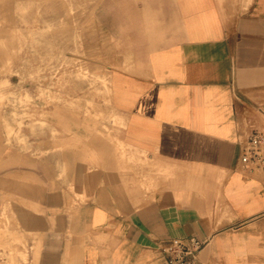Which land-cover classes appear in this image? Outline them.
<instances>
[{"label":"crops","instance_id":"crops-1","mask_svg":"<svg viewBox=\"0 0 264 264\" xmlns=\"http://www.w3.org/2000/svg\"><path fill=\"white\" fill-rule=\"evenodd\" d=\"M151 7L157 30L111 73L125 155L96 138L95 162L80 145L61 170L31 156L0 175L26 200L36 264H168L165 243L191 236L193 264H264V172L241 160L264 130V0Z\"/></svg>","mask_w":264,"mask_h":264},{"label":"rangeland","instance_id":"rangeland-1","mask_svg":"<svg viewBox=\"0 0 264 264\" xmlns=\"http://www.w3.org/2000/svg\"><path fill=\"white\" fill-rule=\"evenodd\" d=\"M152 1L0 0V175L15 161L26 171L31 156L40 172L61 170L80 145L95 162L96 138L125 155L111 73L157 30ZM8 182L0 179V264H36L37 234L18 215L26 200Z\"/></svg>","mask_w":264,"mask_h":264},{"label":"built area","instance_id":"built-area-1","mask_svg":"<svg viewBox=\"0 0 264 264\" xmlns=\"http://www.w3.org/2000/svg\"><path fill=\"white\" fill-rule=\"evenodd\" d=\"M241 160L245 165L264 172V130H255L249 136L243 146ZM203 245L204 241L195 236L169 239L164 245L168 264H193L194 257Z\"/></svg>","mask_w":264,"mask_h":264}]
</instances>
